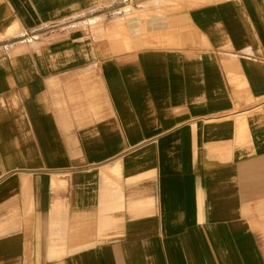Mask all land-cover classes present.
Returning <instances> with one entry per match:
<instances>
[{
    "label": "crops",
    "instance_id": "0c3cea01",
    "mask_svg": "<svg viewBox=\"0 0 264 264\" xmlns=\"http://www.w3.org/2000/svg\"><path fill=\"white\" fill-rule=\"evenodd\" d=\"M0 264H264V0H0Z\"/></svg>",
    "mask_w": 264,
    "mask_h": 264
}]
</instances>
